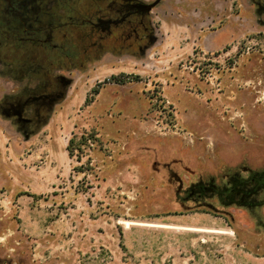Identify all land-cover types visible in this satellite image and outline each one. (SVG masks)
<instances>
[{"label":"rangeland","instance_id":"374dc122","mask_svg":"<svg viewBox=\"0 0 264 264\" xmlns=\"http://www.w3.org/2000/svg\"><path fill=\"white\" fill-rule=\"evenodd\" d=\"M147 25L54 68L2 50V101L68 84L40 120L0 112V264H264V203L187 192L264 169V0H161Z\"/></svg>","mask_w":264,"mask_h":264},{"label":"flooded vegetation","instance_id":"af4514ba","mask_svg":"<svg viewBox=\"0 0 264 264\" xmlns=\"http://www.w3.org/2000/svg\"><path fill=\"white\" fill-rule=\"evenodd\" d=\"M148 13L139 0H0V75L2 50L30 55V67L37 70L44 56H52L48 66L54 68L57 61H78L110 41L140 45L150 34ZM53 78L37 94L25 90L1 97L0 112L22 122L40 120L68 84L60 74Z\"/></svg>","mask_w":264,"mask_h":264},{"label":"trees","instance_id":"16d2710c","mask_svg":"<svg viewBox=\"0 0 264 264\" xmlns=\"http://www.w3.org/2000/svg\"><path fill=\"white\" fill-rule=\"evenodd\" d=\"M124 75H117L114 77L118 82H123ZM134 79H138L137 75L132 76ZM87 134V135H86ZM71 137L69 139L68 150L70 154H73L76 148V139ZM93 139L94 141H99L96 132L83 133L80 136V144L86 143L88 140ZM78 149L81 146L78 145ZM264 191V169L261 171H256L251 174V176L244 178L239 175V173H233L230 176V181L227 184L218 185L211 181L209 183H196L192 185L188 190V195L193 196L194 194H199L200 196H211L218 195L219 199L224 204H238V205H260L264 201H256L257 197ZM207 211V209H204ZM211 212V211H207Z\"/></svg>","mask_w":264,"mask_h":264},{"label":"crops","instance_id":"0c3cea01","mask_svg":"<svg viewBox=\"0 0 264 264\" xmlns=\"http://www.w3.org/2000/svg\"><path fill=\"white\" fill-rule=\"evenodd\" d=\"M9 231H11V230H9ZM10 239H11V237H9V236H5L4 237V240L5 241H8ZM10 249L13 250V251H9V249L6 248V247L5 248H2V253L4 254V256H7L9 254L14 255V256H17L20 253V249L18 247H14V248H10ZM5 264H7V263H5Z\"/></svg>","mask_w":264,"mask_h":264},{"label":"water","instance_id":"95a60500","mask_svg":"<svg viewBox=\"0 0 264 264\" xmlns=\"http://www.w3.org/2000/svg\"><path fill=\"white\" fill-rule=\"evenodd\" d=\"M161 0H155L153 1L152 3H143L144 5V8L147 10V11H150L152 10L158 3H160Z\"/></svg>","mask_w":264,"mask_h":264},{"label":"bare ground","instance_id":"6f19581e","mask_svg":"<svg viewBox=\"0 0 264 264\" xmlns=\"http://www.w3.org/2000/svg\"><path fill=\"white\" fill-rule=\"evenodd\" d=\"M137 223H138V222H136L135 224H137ZM147 224H148V223H147ZM130 225H131V224H130ZM139 225H140V224H139ZM171 226H172V225H171ZM167 227H168V226H167ZM169 227H170V226H169ZM172 227H173V226H172ZM183 227H184V226H183ZM191 229H193V231H194V230H196V231L199 230V231H204V232L206 231V229H201V228H191ZM214 230H215V229H214ZM223 232H225V231H223ZM223 232H222V233H223ZM228 232H229V231H228ZM230 232H232V231H230ZM212 233H213V232H212Z\"/></svg>","mask_w":264,"mask_h":264}]
</instances>
